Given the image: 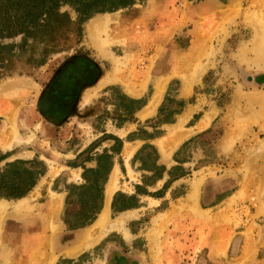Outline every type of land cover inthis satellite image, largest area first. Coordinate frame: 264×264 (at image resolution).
Masks as SVG:
<instances>
[{
    "label": "rangeland",
    "instance_id": "rangeland-1",
    "mask_svg": "<svg viewBox=\"0 0 264 264\" xmlns=\"http://www.w3.org/2000/svg\"><path fill=\"white\" fill-rule=\"evenodd\" d=\"M1 7L0 264H264V0Z\"/></svg>",
    "mask_w": 264,
    "mask_h": 264
},
{
    "label": "trees",
    "instance_id": "trees-1",
    "mask_svg": "<svg viewBox=\"0 0 264 264\" xmlns=\"http://www.w3.org/2000/svg\"><path fill=\"white\" fill-rule=\"evenodd\" d=\"M10 1V0H9ZM68 1V0H65ZM75 2H82L83 6L85 7V11L87 13L95 12V11H106V10H113L120 7H125L132 4L135 0H71ZM3 8H0V18H3ZM15 17V16H12ZM1 20V19H0ZM5 28H0V31H3ZM3 33V32H2ZM33 180L26 186L25 188L18 190V192L13 193H5L4 195L7 196H22L26 194L30 188L33 186ZM1 195V194H0Z\"/></svg>",
    "mask_w": 264,
    "mask_h": 264
},
{
    "label": "crops",
    "instance_id": "crops-1",
    "mask_svg": "<svg viewBox=\"0 0 264 264\" xmlns=\"http://www.w3.org/2000/svg\"><path fill=\"white\" fill-rule=\"evenodd\" d=\"M23 200L21 199L20 201H19V203L18 204H16L15 205V207H16V211H19V213L24 209V203L22 202ZM40 204V208H42V209H46V207H48V205H49V202L47 203V202H45V203H39ZM6 211H7V209H6V206H4V208L3 207H1L0 208V220H2V219H4V215H5V213H6ZM28 211V209H26V210H24V211H22L21 213H25V212H27ZM44 213H48L47 211H45ZM31 217V216H30ZM6 218V217H5ZM27 218H29V217H23V220H24V222H26L27 221ZM0 245H3V243L2 242H0ZM6 250H4L3 248H0V256L3 258V256H4V252H5ZM7 252V251H6ZM32 255H34V253H33V251H32V253H31ZM55 263V262H54ZM28 264H33V262L31 263H28Z\"/></svg>",
    "mask_w": 264,
    "mask_h": 264
},
{
    "label": "bare ground",
    "instance_id": "bare-ground-1",
    "mask_svg": "<svg viewBox=\"0 0 264 264\" xmlns=\"http://www.w3.org/2000/svg\"><path fill=\"white\" fill-rule=\"evenodd\" d=\"M110 193H111V190H109V193L108 194L110 195Z\"/></svg>",
    "mask_w": 264,
    "mask_h": 264
}]
</instances>
